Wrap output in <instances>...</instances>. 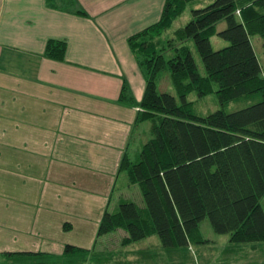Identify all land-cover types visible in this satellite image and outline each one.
Segmentation results:
<instances>
[{
	"label": "crops",
	"instance_id": "1",
	"mask_svg": "<svg viewBox=\"0 0 264 264\" xmlns=\"http://www.w3.org/2000/svg\"><path fill=\"white\" fill-rule=\"evenodd\" d=\"M164 2L0 0V254L74 264L66 246H95L114 196L141 205L135 186L117 183L146 122L118 98L123 81L143 97L127 41L159 21ZM49 40L66 43L64 62L43 56ZM74 229L80 244L65 239Z\"/></svg>",
	"mask_w": 264,
	"mask_h": 264
},
{
	"label": "trees",
	"instance_id": "2",
	"mask_svg": "<svg viewBox=\"0 0 264 264\" xmlns=\"http://www.w3.org/2000/svg\"><path fill=\"white\" fill-rule=\"evenodd\" d=\"M192 1L165 0L159 21L128 38L145 89L136 103L123 81L118 101L136 108V124L151 126L137 161L124 155L118 172L126 175L127 187L138 189L142 204L121 200L116 210H105L97 238L123 230L127 237L121 245L126 246L156 236L159 249L169 254L204 243L199 226L207 220L215 233L228 234L232 245L264 243V69L252 43L256 36L264 41V0H214L193 9L190 21L164 38ZM76 14L86 17L80 10ZM221 22L226 28L217 32ZM215 35L228 46L214 50L210 39ZM66 49L65 42L49 40L43 56L64 62ZM165 70L175 95L157 91ZM213 93L221 109L197 115L189 96ZM235 101L246 107L223 109ZM89 253L65 249L74 256L72 263ZM0 257V264H38L35 258L43 254Z\"/></svg>",
	"mask_w": 264,
	"mask_h": 264
},
{
	"label": "rangeland",
	"instance_id": "3",
	"mask_svg": "<svg viewBox=\"0 0 264 264\" xmlns=\"http://www.w3.org/2000/svg\"><path fill=\"white\" fill-rule=\"evenodd\" d=\"M213 1L195 0L189 2L183 14L173 22L171 28L164 34V38H171L175 30L184 27L190 21L193 9L204 8ZM225 28L226 23L221 22L217 25V32H221ZM210 42L214 50H220L228 46V43L217 35L213 36ZM252 43L259 63L262 69H264V41L256 36L252 38ZM190 46L194 59L200 66V61L193 44L191 43ZM156 84L159 93L175 95L167 70L161 72ZM188 99L194 102V111L200 116H205L221 109L214 93L201 99H198L195 94H191ZM244 107H246L244 103L235 101L229 103L223 109L227 112H234ZM145 125L144 142L150 138L151 123L146 122ZM137 159L138 155L136 158L133 157L131 161L135 162ZM125 179L126 175L124 173L121 174L117 183L118 188L122 186ZM116 197L118 196H114L112 199L108 209L110 212L116 210L118 206ZM133 197L129 198V200L136 202V199ZM260 204L264 210V196L261 198ZM97 229L98 227L95 228V235ZM199 230L205 241L204 243L200 245L192 244L186 249L174 250V252H170L169 254L159 249L161 246L156 236L148 237L130 245H121L122 235L125 232L117 230V232L102 236L95 243V246L93 245V241L89 247L90 250H93L91 255L74 264H264V243L232 245L229 243V235L215 233L207 220L201 222ZM80 236L81 234L74 229L72 233L65 236V239L80 244ZM96 259L97 261H95ZM2 261L3 259L0 257V263ZM57 264H66V262L60 261Z\"/></svg>",
	"mask_w": 264,
	"mask_h": 264
}]
</instances>
